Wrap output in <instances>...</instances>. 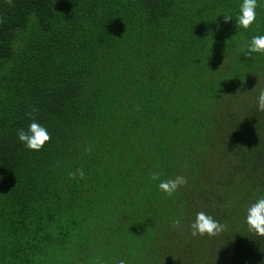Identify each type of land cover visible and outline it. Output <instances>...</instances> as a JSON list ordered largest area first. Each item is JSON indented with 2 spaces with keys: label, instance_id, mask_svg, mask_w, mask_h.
Returning a JSON list of instances; mask_svg holds the SVG:
<instances>
[{
  "label": "trees",
  "instance_id": "16d2710c",
  "mask_svg": "<svg viewBox=\"0 0 264 264\" xmlns=\"http://www.w3.org/2000/svg\"><path fill=\"white\" fill-rule=\"evenodd\" d=\"M258 3L245 30L242 0H0V264H264ZM198 212L227 230L191 236Z\"/></svg>",
  "mask_w": 264,
  "mask_h": 264
},
{
  "label": "clouds",
  "instance_id": "9594fccd",
  "mask_svg": "<svg viewBox=\"0 0 264 264\" xmlns=\"http://www.w3.org/2000/svg\"><path fill=\"white\" fill-rule=\"evenodd\" d=\"M10 6L12 0H7ZM260 7L258 0H242L240 7V13L236 18V24L238 28L248 30L255 23L257 18L256 9ZM226 23L231 22L233 17L230 14L225 13L223 15ZM2 23V20H0ZM254 54L264 55V35H257L252 37L251 41L245 45V56L251 58ZM258 87V84L255 86ZM254 87V89H255ZM257 110L264 112V89L259 92L256 98ZM38 110L33 109L28 112L27 115L31 120L27 130L19 129L17 131L18 141L22 143L27 149L32 151H40L44 148L46 143L51 140V136L47 129L43 127L35 119L34 112ZM80 172L81 178H83V171ZM74 175V174H73ZM151 178L153 180H159L160 174L153 173ZM188 179L183 175H177L175 178L161 180L158 188L163 191L169 198L173 197L182 186H187ZM246 223L249 231L264 237V197L259 198L255 203L251 204L247 210ZM180 222L174 221V226L179 227ZM227 230V225L220 223L213 216L205 213L198 212L195 220L190 225L191 236L209 238L216 237ZM119 264H126L125 260H120Z\"/></svg>",
  "mask_w": 264,
  "mask_h": 264
}]
</instances>
